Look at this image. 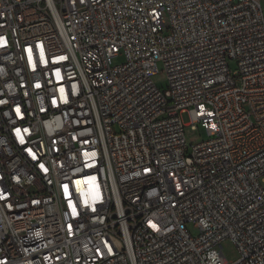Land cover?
Masks as SVG:
<instances>
[{"label":"built area","instance_id":"1","mask_svg":"<svg viewBox=\"0 0 264 264\" xmlns=\"http://www.w3.org/2000/svg\"><path fill=\"white\" fill-rule=\"evenodd\" d=\"M0 264H264L260 0H0Z\"/></svg>","mask_w":264,"mask_h":264},{"label":"rangeland","instance_id":"2","mask_svg":"<svg viewBox=\"0 0 264 264\" xmlns=\"http://www.w3.org/2000/svg\"><path fill=\"white\" fill-rule=\"evenodd\" d=\"M263 12H264V0H260ZM119 62L115 61V64H117ZM230 68H233V64H231ZM153 82L156 85V87L159 90H165L167 87V76L164 72H162V69L160 68V73L153 76ZM182 119V123L183 126L185 128V137L186 140L190 143V142H194V141H205L207 139V134L205 132L204 129H202L201 127H199L198 129H191V122L190 119L187 115H182L181 116ZM188 230L191 233H195V230L193 228V226H188ZM221 248H222V253L225 257V259L227 260V262L229 263H233L236 262L239 258L238 252L235 248V246L230 242V241H224L221 244Z\"/></svg>","mask_w":264,"mask_h":264}]
</instances>
